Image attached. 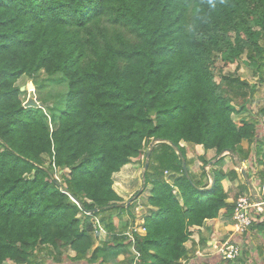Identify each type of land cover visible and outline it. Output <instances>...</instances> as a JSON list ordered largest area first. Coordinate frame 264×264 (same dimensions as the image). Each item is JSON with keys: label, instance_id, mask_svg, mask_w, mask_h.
I'll use <instances>...</instances> for the list:
<instances>
[{"label": "trees", "instance_id": "1", "mask_svg": "<svg viewBox=\"0 0 264 264\" xmlns=\"http://www.w3.org/2000/svg\"><path fill=\"white\" fill-rule=\"evenodd\" d=\"M244 55L264 83V0H0V264H112L133 247L114 219L149 187L140 264H183L194 228L223 211L232 225L249 185L230 203L223 181L238 173L222 157L210 187L211 161L199 158L198 180L184 145L254 155L264 184L260 122L246 117L256 87L214 75ZM41 73L64 77V109L25 108L18 83ZM94 218L108 234L96 249Z\"/></svg>", "mask_w": 264, "mask_h": 264}, {"label": "crops", "instance_id": "2", "mask_svg": "<svg viewBox=\"0 0 264 264\" xmlns=\"http://www.w3.org/2000/svg\"><path fill=\"white\" fill-rule=\"evenodd\" d=\"M261 139H263L264 141V135L261 136ZM245 144H247V146H245ZM186 149L188 152V159L191 165L190 166L191 172L197 176L198 180H202L201 170L196 171L194 170V168H192L194 165L192 163L193 156L190 151V147L187 146ZM191 149L192 151L198 152L197 156H199V158L202 156H207L209 160H213L216 157L215 151H209L206 153L203 147L201 146L191 147ZM243 149L245 150L249 149L248 142L243 143ZM222 157H224L226 161V164L223 168L224 172L229 173L231 171H236L238 173V176L237 178H235L234 181L232 177L223 181V185H224L226 192L230 193V199H229L230 203L234 201V197L238 192L237 188L245 184H248L250 187L249 194L256 196V194L258 195V193H261L260 191H261V188L264 186V184L259 178L258 171L259 169L262 170L263 167L254 165L253 163L254 155H252L249 161L247 160L242 163L239 161L237 156L229 155L227 153L211 161L210 165L208 166L209 168L206 169L208 173V177L204 180L205 184L209 182L210 187L212 186L213 178L210 174L211 173L210 171L212 170L216 162ZM231 159H233L236 162V166L233 168V170L229 171L227 168H228V162ZM150 189L151 187H149L148 190ZM260 198L264 202V194H262ZM224 215H225V212L223 211L218 219L208 221L204 227L194 228L192 230V238L185 246L188 252V257L186 260L182 261L183 264H222L221 263L222 259L220 258V251H219L220 248L227 246V245L238 246V244L246 243L244 241L245 240L244 238L246 236L248 238H251L252 237L251 235H254V236L257 235V237H259L261 241L264 239V232L261 233L259 230H255V231L250 230L249 233H247V235H238L236 233H232L230 219L226 218ZM141 218H143V222H145L144 217H140L139 215L136 217L135 213H132V212L126 213L123 217L115 218L114 223L117 229V234L120 236L123 235L125 232H127V229L130 225H133L135 223L139 225L142 224L143 222L140 221ZM263 221H264V214L261 216L260 219H258L256 223L261 224ZM105 240L106 239L104 238H99V240L96 239L94 249L98 247H102L103 242ZM255 253L258 256L262 255L261 259L264 260V248L262 247L261 249L257 248L253 254ZM69 255L70 257H74L75 253L69 252ZM41 256H43V254ZM41 261L43 264H55L50 259H42ZM62 264H88V263H72V262L64 261ZM94 264H99V262L94 263Z\"/></svg>", "mask_w": 264, "mask_h": 264}, {"label": "rangeland", "instance_id": "3", "mask_svg": "<svg viewBox=\"0 0 264 264\" xmlns=\"http://www.w3.org/2000/svg\"><path fill=\"white\" fill-rule=\"evenodd\" d=\"M237 73L238 77H240L243 81L249 83L251 86L256 87V91L252 97L251 106H250V113L247 115V118H253L257 117V120H259V131L261 132V136H263L264 132V119H262L259 115L260 111L264 109V83L260 81V77L257 73V71L251 67L249 64L248 58L246 55H244L237 64L229 67H225L222 62L218 61V63L215 66L214 75L215 80L217 83H220L222 81V78L228 75H233ZM18 86L24 89L25 95L24 100L31 101L32 99L39 105H41V102L48 101L53 108H55L56 112L64 109V104L66 100L67 95V83L64 81V77L62 75H55L51 79H49L45 74L41 73L39 74L33 82L27 77H23L19 83ZM38 108V107H37ZM43 109V108H40ZM245 117V118H246ZM235 122L237 124L240 123V118H235ZM187 147L188 145H184ZM247 146V144H245ZM190 151L193 156V167L194 170L200 171L202 167V162L199 160L198 152L192 151L190 147ZM194 154V155H193ZM203 155V154H202ZM207 157V156H206ZM208 158V157H207ZM209 160V158H208ZM214 160V159H213ZM209 160V161H213ZM144 158H141L140 161L136 162L141 167L144 164ZM253 164V163H252ZM236 166V162L231 159L228 162V170H233V168ZM191 168V167H190ZM209 167H206L208 169ZM261 171V169H259ZM60 181V180H59ZM142 190V189H139ZM149 192H145L141 197L137 199L136 202V208L139 210L136 212V208L133 209L132 213H135V216L138 215L140 217H146L148 210H147V198L149 197ZM141 205V206H140ZM142 207V208H141ZM144 207V208H143ZM141 222H143V218L140 219ZM139 221V222H140ZM145 223V222H144ZM139 225V224H138ZM249 233V232H248ZM247 235V234H245ZM251 238H248L247 236L244 238L246 243L238 244L240 248V257L238 258L240 262L245 264H264V260L261 259V256H258L253 254L257 248H264V239L261 241L257 235H251ZM262 245V246H261ZM217 248V247H216ZM215 248V249H216ZM133 253L132 252H126L124 254H120L117 257H115L112 261V264H130L131 260L133 259ZM134 261V260H133ZM239 261H235L234 263H238ZM227 261L222 260V264H228ZM239 262V263H240ZM134 264V262H133ZM140 264V261L138 262Z\"/></svg>", "mask_w": 264, "mask_h": 264}, {"label": "built area", "instance_id": "4", "mask_svg": "<svg viewBox=\"0 0 264 264\" xmlns=\"http://www.w3.org/2000/svg\"><path fill=\"white\" fill-rule=\"evenodd\" d=\"M168 174V173H166ZM261 193L253 196L247 194L240 196L235 204L234 215L232 218L231 232L238 235H245L250 231V228L258 221L259 216L264 214V202L260 198L264 194V186L261 188ZM141 206V205H140ZM139 208V207H138ZM136 208V212L139 210ZM142 208V207H141ZM88 216H92V213H86ZM145 223L130 225L127 232L123 234L133 247L131 252L133 253L134 264H138L140 261V254L135 249V235L144 236L146 234ZM94 238L99 239L101 237L108 236L107 231L101 222L100 218H94ZM220 256L224 261H236L240 257V248L235 245H227L219 249Z\"/></svg>", "mask_w": 264, "mask_h": 264}, {"label": "water", "instance_id": "5", "mask_svg": "<svg viewBox=\"0 0 264 264\" xmlns=\"http://www.w3.org/2000/svg\"><path fill=\"white\" fill-rule=\"evenodd\" d=\"M22 91H24V89ZM31 107H33V108H37V107L38 108H43L41 105L37 104L35 101H30L29 103H27L25 105V108H31ZM179 154H180V152H179ZM227 154L232 155V152H227ZM150 158H151V150L147 153V161H146V165H145V171L149 168ZM183 169H184L186 177L189 179V181L191 183H193L191 178H190L189 172L187 170V166H186L185 161H184V164H183ZM245 177H246V175H245ZM56 183H57L59 189H61L63 191V193L67 194L74 203H76L77 205L80 206L79 201L75 198L74 195L68 193L67 190L63 187V185H61L59 182H57V180H56ZM214 184H215V181L213 180L212 186H214ZM133 202H134V200H131L129 202V204L127 205V207L130 206ZM94 213H98V210L94 211Z\"/></svg>", "mask_w": 264, "mask_h": 264}]
</instances>
